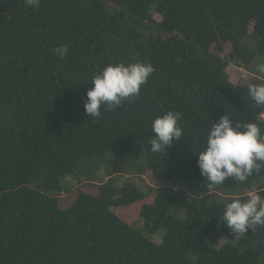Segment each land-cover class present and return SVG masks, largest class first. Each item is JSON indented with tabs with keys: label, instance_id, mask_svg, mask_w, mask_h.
I'll return each instance as SVG.
<instances>
[{
	"label": "trees",
	"instance_id": "1",
	"mask_svg": "<svg viewBox=\"0 0 264 264\" xmlns=\"http://www.w3.org/2000/svg\"><path fill=\"white\" fill-rule=\"evenodd\" d=\"M62 45L65 59L52 51ZM263 56L264 0H41L39 8L0 0V264H258L264 227L237 244L206 247L196 262L189 236L198 228L212 246L235 236L222 224L227 203L207 190L197 153L225 115L258 124L264 135V106L247 96L264 82L234 85L227 73ZM136 62L155 68L140 95L99 118L87 115L92 77ZM170 110L182 113L184 137L152 153V121ZM116 146L146 156L153 179L173 187L145 193L110 182L94 198L86 185L66 186L80 162ZM181 184L205 194L191 197ZM218 188L244 189L248 195L234 198L242 201L253 189L264 195V168Z\"/></svg>",
	"mask_w": 264,
	"mask_h": 264
},
{
	"label": "clouds",
	"instance_id": "2",
	"mask_svg": "<svg viewBox=\"0 0 264 264\" xmlns=\"http://www.w3.org/2000/svg\"><path fill=\"white\" fill-rule=\"evenodd\" d=\"M24 2L31 8H39L41 4V0ZM52 51L60 59H65L69 48L62 45ZM154 72L151 63L107 65L92 77L84 104L86 114L99 118L102 109H115L125 100L139 96L142 86ZM257 72L264 73V64L257 65ZM247 90V96L256 105L264 106V83L252 84ZM181 119L180 111L170 110L152 121L153 135L149 140L152 153L162 154L184 137ZM204 145L197 153V164L209 191L230 178L244 183L264 168V135L256 123H234L228 115L222 116L218 122L212 123ZM222 224L236 236L246 235L255 226L264 227V195L253 189L246 200L234 199L227 203Z\"/></svg>",
	"mask_w": 264,
	"mask_h": 264
},
{
	"label": "rangeland",
	"instance_id": "3",
	"mask_svg": "<svg viewBox=\"0 0 264 264\" xmlns=\"http://www.w3.org/2000/svg\"><path fill=\"white\" fill-rule=\"evenodd\" d=\"M153 19L157 22H160L162 18L153 14ZM225 54H230L232 52V47L227 45L225 47ZM264 64V56L258 57L248 69L239 68L235 65H230L227 68V73L232 84H250L255 80L264 82V73L257 72V65ZM148 161L146 156L142 155H124L120 147L116 146L113 150L105 157L94 160L82 161L78 164V174L77 176H71L65 179L66 186L72 190L78 186H87L88 193L94 198L100 196L99 187L103 186L106 183L115 185L118 188H122L125 184H134L142 192H148L150 188H172L173 185L155 181L152 177V174L147 169ZM175 186V185H174ZM178 189H184L189 195L194 197H203L205 194L204 188H197L194 192L189 191L193 190L184 188V185L181 184L176 186ZM175 188V187H174ZM195 189V188H194ZM209 191V189H207ZM196 191V192H195ZM211 191H215L220 198L226 203H230L232 199L236 197H241L248 195V192L244 189L230 191V190H221L218 186L214 187ZM60 194L59 196H62ZM169 213L177 216L179 218L185 219L186 213L184 211H179L175 208L169 209ZM134 228L137 230L143 229V220L140 219L135 225ZM165 235V230L159 231L157 235L153 237V241L156 244H161L162 238ZM240 236H235L232 239L224 237L220 240L218 245L212 246L207 238L202 234L201 230L194 228L189 236V244L191 246V255L190 259L193 262H196L200 254L206 247H210L215 250H219L224 244L232 243L237 244ZM258 264H264V258H261Z\"/></svg>",
	"mask_w": 264,
	"mask_h": 264
},
{
	"label": "built area",
	"instance_id": "4",
	"mask_svg": "<svg viewBox=\"0 0 264 264\" xmlns=\"http://www.w3.org/2000/svg\"><path fill=\"white\" fill-rule=\"evenodd\" d=\"M262 118L264 119V115L262 116Z\"/></svg>",
	"mask_w": 264,
	"mask_h": 264
}]
</instances>
